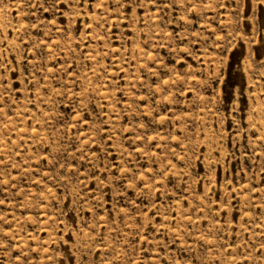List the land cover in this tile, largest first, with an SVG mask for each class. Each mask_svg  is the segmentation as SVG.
<instances>
[{"label": "rangeland", "instance_id": "374dc122", "mask_svg": "<svg viewBox=\"0 0 264 264\" xmlns=\"http://www.w3.org/2000/svg\"><path fill=\"white\" fill-rule=\"evenodd\" d=\"M0 264H264V0H0Z\"/></svg>", "mask_w": 264, "mask_h": 264}]
</instances>
